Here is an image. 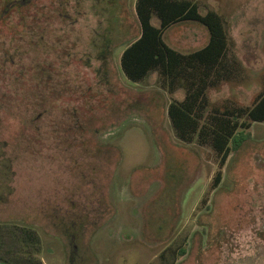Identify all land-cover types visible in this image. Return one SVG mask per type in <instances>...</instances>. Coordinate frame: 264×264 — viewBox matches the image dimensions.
Listing matches in <instances>:
<instances>
[{"label": "rangeland", "instance_id": "1", "mask_svg": "<svg viewBox=\"0 0 264 264\" xmlns=\"http://www.w3.org/2000/svg\"><path fill=\"white\" fill-rule=\"evenodd\" d=\"M194 1L222 17L234 66L206 114L250 106L264 90V0ZM134 3L0 0V227L34 230L40 264H264V122L212 187L214 151L179 140L166 113L183 90L121 71ZM163 40L186 53L207 31L184 21Z\"/></svg>", "mask_w": 264, "mask_h": 264}, {"label": "trees", "instance_id": "2", "mask_svg": "<svg viewBox=\"0 0 264 264\" xmlns=\"http://www.w3.org/2000/svg\"><path fill=\"white\" fill-rule=\"evenodd\" d=\"M134 10L139 33L121 52V71L134 83L154 72L168 93L179 88L183 90L182 100L168 103L167 116L179 140H195L214 151L218 169L212 187H216L228 155L247 140L250 124L264 122V90L250 106L215 108L206 114L207 90L234 75V66L228 60V37L222 17L214 10L200 13L194 0H135ZM152 18L158 20L157 26L152 24ZM184 21L198 22L207 31L205 44L186 53L170 47L163 40L165 30ZM1 230L5 232L4 237L0 234L1 262L18 264L11 258L20 256L27 264H40L37 257L40 240L34 230L0 227ZM7 234L19 247H8ZM1 252L6 256L3 257Z\"/></svg>", "mask_w": 264, "mask_h": 264}]
</instances>
